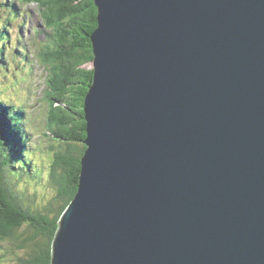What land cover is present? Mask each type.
<instances>
[{
    "label": "water",
    "instance_id": "95a60500",
    "mask_svg": "<svg viewBox=\"0 0 264 264\" xmlns=\"http://www.w3.org/2000/svg\"><path fill=\"white\" fill-rule=\"evenodd\" d=\"M94 3L51 264H264V0Z\"/></svg>",
    "mask_w": 264,
    "mask_h": 264
},
{
    "label": "trees",
    "instance_id": "16d2710c",
    "mask_svg": "<svg viewBox=\"0 0 264 264\" xmlns=\"http://www.w3.org/2000/svg\"><path fill=\"white\" fill-rule=\"evenodd\" d=\"M39 4L50 43L38 50L37 61L48 75L50 132L59 151L34 187L36 195H52L44 210L32 204L19 178L31 171L30 137L20 114L0 96V249L11 264H51L59 221L79 182L80 160L86 150L84 97L92 84L91 36L97 29L94 0H23ZM43 12H42V11ZM43 14H46L43 17ZM1 36V33H0ZM51 92V94H49ZM48 110V111H49ZM45 159V157H44ZM20 183V184H19ZM32 196V200L34 196Z\"/></svg>",
    "mask_w": 264,
    "mask_h": 264
},
{
    "label": "rangeland",
    "instance_id": "374dc122",
    "mask_svg": "<svg viewBox=\"0 0 264 264\" xmlns=\"http://www.w3.org/2000/svg\"><path fill=\"white\" fill-rule=\"evenodd\" d=\"M21 7H25V9L29 10L30 15L34 18L26 17V21L24 23L25 32H27L30 37L33 36L34 30L37 26L41 27V24L38 20V9L41 7L39 4L30 1V3L25 5H20ZM42 11V10H41ZM43 12V11H42ZM46 14H43V17H45ZM1 21H3V18H0ZM2 26L0 22V31H2ZM12 32L15 35L18 30V25L16 21H13L12 25ZM38 39L43 40L40 33L37 32L35 35ZM34 45V44H33ZM31 45V50L35 48L36 46ZM28 60H31L32 63L35 60L34 56L33 58L28 54ZM91 68V65L89 66ZM15 68H18V71L15 70ZM34 71L31 72V70L28 67V61L25 57H21L20 63L17 65V63L11 68L13 70H10L11 74L7 75L6 77V83L4 82L5 79V73L8 70H5L1 72L0 69V90L4 91L5 94L9 95L13 102L16 104H20V107L22 105L27 106L29 112L33 116V123L34 125L29 124L26 122V126L29 127V132H31L30 135V151L27 157L29 156V160L32 161L31 164V171L33 172H25L22 173V177L19 178V181L22 185V188L20 186L19 190L24 191L23 188L26 187H33V189L27 188L25 189L27 191V196L31 198V203L35 204L37 207H40V210H44V208L47 206L49 201H53L52 195H48V197H45V195H36L35 191L39 189L38 186L34 187V185L42 179V175L44 173V170H48L50 167V164L52 163L53 157L50 156L48 161L47 160V154L46 153H54L59 151V142H57V139L54 137V135L49 134L48 136L46 131L50 132V118H49V110L46 95H44L43 91H46V84H45V76L46 72L44 71L43 67L38 63L34 64L33 66ZM1 81L4 82L1 84ZM33 93V95L25 97V93L30 92ZM38 94V95H37ZM51 94V92H49ZM36 97V98H35ZM10 100V99H9ZM6 100L8 104H11V100ZM16 106V105H14ZM19 107V108H20ZM49 110V111H48ZM49 125V126H48ZM33 143V144H32ZM37 145H36V144ZM45 157V159H44ZM19 183V184H20ZM34 196V199L32 200V196ZM2 249H0V264H4V257L6 256L5 253H2ZM6 264H11L12 259L10 257L6 258L5 260Z\"/></svg>",
    "mask_w": 264,
    "mask_h": 264
},
{
    "label": "bare ground",
    "instance_id": "6f19581e",
    "mask_svg": "<svg viewBox=\"0 0 264 264\" xmlns=\"http://www.w3.org/2000/svg\"><path fill=\"white\" fill-rule=\"evenodd\" d=\"M0 4H1V2H0ZM36 40H39L36 36L34 37ZM33 47H34V45H33ZM71 203V202H70ZM70 205V204H69ZM65 212V211H64ZM64 212H63V214H64ZM62 214V215H63Z\"/></svg>",
    "mask_w": 264,
    "mask_h": 264
}]
</instances>
